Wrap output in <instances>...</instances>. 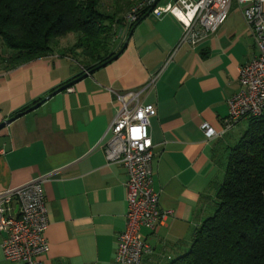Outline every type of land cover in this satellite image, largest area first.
<instances>
[{
    "label": "crops",
    "instance_id": "1",
    "mask_svg": "<svg viewBox=\"0 0 264 264\" xmlns=\"http://www.w3.org/2000/svg\"><path fill=\"white\" fill-rule=\"evenodd\" d=\"M116 30L115 48L127 43L113 61L84 73L0 131V192L51 176L43 186L49 225L41 264H116L127 176L104 154L106 131L119 107L111 91L139 90L172 57L156 87L141 97L155 108L148 128L152 187L161 212L170 213L155 232L141 229L149 247L141 264H170L189 251L195 231L214 211L227 155L239 140L236 126L214 141L201 130L203 124L220 129L228 99L240 90L238 71L256 53L235 3L217 32L195 47L177 48L182 26L168 14L145 16L128 40L125 27ZM83 71L62 50L0 70V122ZM10 207L16 217L17 203ZM4 237L0 230V264H19L5 259Z\"/></svg>",
    "mask_w": 264,
    "mask_h": 264
},
{
    "label": "built area",
    "instance_id": "2",
    "mask_svg": "<svg viewBox=\"0 0 264 264\" xmlns=\"http://www.w3.org/2000/svg\"><path fill=\"white\" fill-rule=\"evenodd\" d=\"M141 0L129 12L127 26L134 24L144 12L159 18L171 15L182 26L177 48L195 47L208 39L226 21L233 3L241 11L255 48V56L238 71L240 90L227 101V117L219 130L203 124L208 140H219L243 119H264V0ZM167 62L137 91L114 93L118 109L106 131L103 144L108 164H116L126 172L125 227L117 237L116 264H141L149 247L141 229L153 233L170 213L159 209V194L153 190V144L149 135V118L154 106L143 104L141 97L156 87ZM50 175H42L20 187L0 192V230L5 237L1 249L6 260L19 264H41L48 251L46 231L49 220L43 186ZM12 202L17 215L11 214Z\"/></svg>",
    "mask_w": 264,
    "mask_h": 264
},
{
    "label": "trees",
    "instance_id": "3",
    "mask_svg": "<svg viewBox=\"0 0 264 264\" xmlns=\"http://www.w3.org/2000/svg\"><path fill=\"white\" fill-rule=\"evenodd\" d=\"M140 1L0 0V70L45 58L68 36L74 43L62 51L83 67L78 77L106 65L122 47L113 45L116 29L125 27L127 36L147 15L127 26ZM170 264H264V119H249L230 148L212 215L195 231L189 251Z\"/></svg>",
    "mask_w": 264,
    "mask_h": 264
},
{
    "label": "water",
    "instance_id": "4",
    "mask_svg": "<svg viewBox=\"0 0 264 264\" xmlns=\"http://www.w3.org/2000/svg\"><path fill=\"white\" fill-rule=\"evenodd\" d=\"M149 14H147L146 16H148ZM142 20V19H141ZM131 35V32L127 35V39H129ZM126 43L127 41L124 42V44L122 45L119 53L116 55V57L125 49L126 47ZM114 57V58H116ZM104 65L100 66L99 68L103 67ZM97 68V69H99ZM97 69H94V70H91L89 72H87V74H91L93 71L97 70ZM86 75H82L81 77L77 78L76 80L72 81V82H69L67 84H64L63 86L59 87L58 89H56L55 91H53L52 93H50L49 95H47V97L43 98V99H40L38 102H36L35 104L31 105L29 108H27L26 110L24 111H21V112H18V113H15V114H12L10 115L9 117H7L6 119H4L3 121L0 122V131L3 130L4 128H6L9 124H11L12 122H14L15 120L19 119L20 117L26 115V114H29L31 112H33L34 110H36L37 108H39L43 103L46 102L47 99H49L50 97H52L54 94L58 93V92H61V91H64V90H67L68 88H70L75 82H77L78 80H80L81 78L85 77Z\"/></svg>",
    "mask_w": 264,
    "mask_h": 264
},
{
    "label": "rangeland",
    "instance_id": "5",
    "mask_svg": "<svg viewBox=\"0 0 264 264\" xmlns=\"http://www.w3.org/2000/svg\"><path fill=\"white\" fill-rule=\"evenodd\" d=\"M170 0H161L160 4L161 5H165L167 2H169ZM234 4V3H233ZM109 6V5H108ZM107 7V6H106ZM74 43V37L73 36H68L64 39H61L58 42V49L59 50H65L68 49L72 46V44ZM249 126V120L248 119H243L241 120L235 127L234 129V135L236 136V138L240 139L242 137V135L245 133V131L248 129Z\"/></svg>",
    "mask_w": 264,
    "mask_h": 264
}]
</instances>
